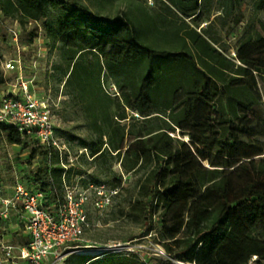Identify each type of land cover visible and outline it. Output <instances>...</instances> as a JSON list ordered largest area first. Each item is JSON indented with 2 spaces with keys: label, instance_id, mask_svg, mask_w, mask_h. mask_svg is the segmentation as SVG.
Listing matches in <instances>:
<instances>
[{
  "label": "trees",
  "instance_id": "16d2710c",
  "mask_svg": "<svg viewBox=\"0 0 264 264\" xmlns=\"http://www.w3.org/2000/svg\"><path fill=\"white\" fill-rule=\"evenodd\" d=\"M211 1L0 0V11L22 26L40 24L58 51L65 93L90 135L79 142L98 168L92 181L118 194L113 160L141 174L121 217L183 263L263 264L264 25L249 24L230 56L202 26ZM219 3L230 19L242 0ZM253 7L264 11V0ZM7 82L0 70V86ZM0 131L10 144L33 146L37 166L22 182L46 192L49 203L63 198L74 176L89 184L83 165L65 168L36 139L6 124ZM76 251L64 264H147L129 252Z\"/></svg>",
  "mask_w": 264,
  "mask_h": 264
},
{
  "label": "rangeland",
  "instance_id": "374dc122",
  "mask_svg": "<svg viewBox=\"0 0 264 264\" xmlns=\"http://www.w3.org/2000/svg\"><path fill=\"white\" fill-rule=\"evenodd\" d=\"M120 8L125 9L126 5L122 4ZM209 8L202 26L210 28L217 45L230 56L237 50L239 40L249 24L263 30L264 11L255 12L253 0H242L240 8L230 19L221 12L219 0H212ZM11 30L19 32L18 44L13 42ZM35 30L37 36L33 37L31 32ZM15 58L21 59L23 77L32 82L36 95L40 98L50 95L59 103V110H55V123L63 145L69 148L73 164L83 165L82 168L87 170L84 178L88 183L98 185L92 181V174H97L98 168L90 163L89 150L83 151L84 148L79 142L90 135L79 107L65 93L62 74L56 68L60 63L58 51L51 49L40 24L30 22L22 26L19 21L5 17L0 11V70H3L8 79L5 85L0 86V92L5 94L12 91L14 84H17V72L6 70L3 66L5 62ZM258 88L264 97L263 79L259 78ZM32 148V145L10 144L5 134L0 131V184L13 185L36 168L37 159H31ZM83 154L89 163H83L80 158ZM113 162V171L122 178L123 187L116 194L108 182L102 183L105 185L104 194L110 197V203L101 210L95 207L94 200L104 198L105 195L102 196L95 190L91 192L90 200L85 206L91 226L85 231L80 242L82 246L76 252L97 254L102 250H113L137 254L147 264H187L166 255L153 234L144 235L145 227L118 214L119 207L124 206L136 194L141 174H126L119 162ZM102 178L106 179V174ZM72 182L84 186L80 176H74ZM109 247L110 249H104Z\"/></svg>",
  "mask_w": 264,
  "mask_h": 264
},
{
  "label": "built area",
  "instance_id": "2783aa9c",
  "mask_svg": "<svg viewBox=\"0 0 264 264\" xmlns=\"http://www.w3.org/2000/svg\"><path fill=\"white\" fill-rule=\"evenodd\" d=\"M148 3L153 1L148 0ZM11 33L13 42L18 44L19 32L11 30ZM3 67L17 72V84L7 94L0 92V125H10L24 138H34L39 145L54 150L62 166L68 168L74 160L69 156V148L63 145L55 123L59 103L50 95L43 98L36 95L32 82L23 77L20 58L10 59ZM111 90L117 91L114 84ZM104 189L103 184L65 185L63 198L51 204L46 192L28 187L22 180L10 186L0 184V221L10 220L15 215L27 236L26 243L20 245L6 240L0 233V264H64L67 256L82 246L74 244H81L85 231L91 226L85 211L91 192L95 190L104 196ZM109 203L110 197L106 195L94 200L100 210ZM257 259L258 256H254L251 263Z\"/></svg>",
  "mask_w": 264,
  "mask_h": 264
},
{
  "label": "crops",
  "instance_id": "0c3cea01",
  "mask_svg": "<svg viewBox=\"0 0 264 264\" xmlns=\"http://www.w3.org/2000/svg\"><path fill=\"white\" fill-rule=\"evenodd\" d=\"M0 233L6 240L16 244L23 245L27 241V236L23 233L15 215L10 220L0 221Z\"/></svg>",
  "mask_w": 264,
  "mask_h": 264
},
{
  "label": "water",
  "instance_id": "95a60500",
  "mask_svg": "<svg viewBox=\"0 0 264 264\" xmlns=\"http://www.w3.org/2000/svg\"><path fill=\"white\" fill-rule=\"evenodd\" d=\"M104 249H106V248H104Z\"/></svg>",
  "mask_w": 264,
  "mask_h": 264
}]
</instances>
